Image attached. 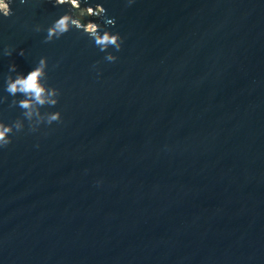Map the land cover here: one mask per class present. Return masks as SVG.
<instances>
[{"label":"water","instance_id":"95a60500","mask_svg":"<svg viewBox=\"0 0 264 264\" xmlns=\"http://www.w3.org/2000/svg\"><path fill=\"white\" fill-rule=\"evenodd\" d=\"M90 3L114 63L74 28L43 43L64 6L0 20V49L25 50L0 94L45 56L62 116L0 150V264H264V0Z\"/></svg>","mask_w":264,"mask_h":264},{"label":"clouds","instance_id":"9594fccd","mask_svg":"<svg viewBox=\"0 0 264 264\" xmlns=\"http://www.w3.org/2000/svg\"><path fill=\"white\" fill-rule=\"evenodd\" d=\"M25 5L31 0H0V20L13 15L15 3ZM53 7L64 6L66 10L54 18L46 27L36 24L33 31L43 32V43L47 44L60 39L73 28L82 32L92 42L99 52L104 53L103 60L114 63L118 57L115 53L122 48L123 37L118 31H113L114 18L106 19V9L103 3H90V0H47ZM135 0H125L127 6H131ZM84 5L83 7L81 5ZM24 56L25 50L13 49L4 45L0 49V57H8L13 54ZM99 61L91 65V70L97 78L101 75ZM59 61L57 62L58 66ZM48 59L41 56L27 73L17 71L14 63L8 65L7 74L3 76V93L0 94V104H4L11 97L9 107H18L21 110L20 117L5 122L0 119V150L12 143L13 136L22 132L27 124L30 133L38 132L41 125H52L53 122H61V111H49L59 103L60 90L48 82ZM14 74V75H13ZM42 109H45L42 111ZM35 147H39L36 144Z\"/></svg>","mask_w":264,"mask_h":264}]
</instances>
